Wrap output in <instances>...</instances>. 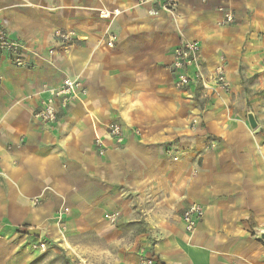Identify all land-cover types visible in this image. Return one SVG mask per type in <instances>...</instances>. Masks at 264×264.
Wrapping results in <instances>:
<instances>
[{"label": "crops", "instance_id": "crops-1", "mask_svg": "<svg viewBox=\"0 0 264 264\" xmlns=\"http://www.w3.org/2000/svg\"><path fill=\"white\" fill-rule=\"evenodd\" d=\"M0 23L25 57H0V264H32L39 241L92 238L112 249L87 253L101 264H264V0H180L175 17L140 0H0ZM56 31L78 40L61 46ZM180 39L207 73L223 63L230 93L174 88ZM67 77L85 93L36 120L43 87ZM193 203L204 217L188 233Z\"/></svg>", "mask_w": 264, "mask_h": 264}, {"label": "built area", "instance_id": "built-area-1", "mask_svg": "<svg viewBox=\"0 0 264 264\" xmlns=\"http://www.w3.org/2000/svg\"><path fill=\"white\" fill-rule=\"evenodd\" d=\"M180 0H140L141 4H150L157 6L161 11L175 17ZM99 17L103 20H112L121 14L119 9L99 10ZM234 23V16L231 12L224 15L223 25ZM55 40L61 45L66 46L78 36L74 31L64 32L56 31ZM115 37L108 36V44L114 45ZM53 51H50L52 54ZM7 57L16 68L25 66L24 50L21 44L9 38L6 30L0 23V57ZM264 66V60H263ZM169 73L175 77L174 88L177 90H187L193 86H198L205 98H209L208 92L218 95L219 92L228 94L231 91L230 83L227 80L224 71V65L218 66L211 73H207L201 61V48L196 42H190L186 39H180L178 47L175 49L172 61L168 66ZM2 76L0 75V83ZM79 93H85L82 82L79 79L67 77L62 84L57 87L44 86L40 94L39 106L34 112V118L42 123H54L58 119L59 111L67 109L69 105L76 100ZM196 124V121L193 122ZM109 138L117 146L124 143V132L120 125H112L109 129ZM95 148L100 156L106 152L100 140L95 141ZM204 217V209L201 205L193 203L187 207L182 216L185 231L193 233ZM114 221V220H113ZM34 249L44 252L47 249L45 241H39L33 245ZM146 264H154L152 259L146 261Z\"/></svg>", "mask_w": 264, "mask_h": 264}, {"label": "rangeland", "instance_id": "rangeland-1", "mask_svg": "<svg viewBox=\"0 0 264 264\" xmlns=\"http://www.w3.org/2000/svg\"><path fill=\"white\" fill-rule=\"evenodd\" d=\"M261 100H263L262 106L264 107V98ZM248 114H252L255 117L253 112H249ZM135 230L136 234H140L144 231V225L136 227ZM139 244H143V242L140 241ZM111 250L109 244L96 241L94 238L89 241L54 242L44 252H35L37 254L32 264H101L95 259L88 262L86 260L87 253H93L95 255V253H107V251L111 253Z\"/></svg>", "mask_w": 264, "mask_h": 264}, {"label": "water", "instance_id": "water-1", "mask_svg": "<svg viewBox=\"0 0 264 264\" xmlns=\"http://www.w3.org/2000/svg\"><path fill=\"white\" fill-rule=\"evenodd\" d=\"M248 122L252 129L255 130L257 128V121L252 114L248 115ZM26 233L37 239L41 236V231L39 229H28ZM257 239L264 243V230L257 232Z\"/></svg>", "mask_w": 264, "mask_h": 264}]
</instances>
